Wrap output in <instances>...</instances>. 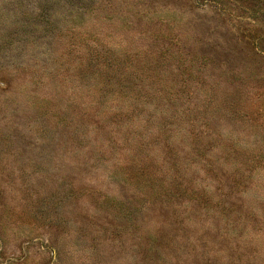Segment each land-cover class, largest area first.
I'll use <instances>...</instances> for the list:
<instances>
[{
  "label": "rangeland",
  "instance_id": "rangeland-1",
  "mask_svg": "<svg viewBox=\"0 0 264 264\" xmlns=\"http://www.w3.org/2000/svg\"><path fill=\"white\" fill-rule=\"evenodd\" d=\"M0 264H264V0H0Z\"/></svg>",
  "mask_w": 264,
  "mask_h": 264
}]
</instances>
